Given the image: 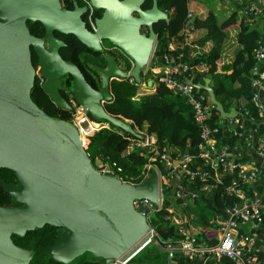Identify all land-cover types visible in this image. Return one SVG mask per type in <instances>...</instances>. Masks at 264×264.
Segmentation results:
<instances>
[{"label": "water", "instance_id": "95a60500", "mask_svg": "<svg viewBox=\"0 0 264 264\" xmlns=\"http://www.w3.org/2000/svg\"><path fill=\"white\" fill-rule=\"evenodd\" d=\"M144 0H89L102 9L88 28L80 14L86 6L68 10L59 0H0V167L11 169L18 186L2 183L19 206H0V264H28L35 249L14 244L10 233L45 224L60 227L52 243L43 247L48 257L64 263L89 252L103 264L123 255L150 230L148 208H135L134 198H148L157 204V174L152 170L141 182L120 179L114 172L100 171L82 145L75 125L51 115L31 98L37 70L31 47L40 64V83L57 107L69 108L60 92L61 75L72 76L76 100L94 118H103L134 136H140L130 121L105 109L113 97L110 82L115 78L141 80L156 40L154 23L168 18L157 0L142 8ZM190 18L185 25H187ZM26 20H38L45 28L42 36L29 31ZM144 27L145 30H141ZM72 33L84 45L99 49L107 39L132 61L129 69L107 56V67L91 64L100 76L94 89L79 66L59 53L64 41L53 31ZM46 41V46H44ZM39 69V68H38ZM209 76L185 77L198 90L204 89L223 117H234L235 106L224 110L216 99ZM151 84V80L147 81ZM182 187L179 175L170 180ZM170 257L167 264H170Z\"/></svg>", "mask_w": 264, "mask_h": 264}, {"label": "built area", "instance_id": "2783aa9c", "mask_svg": "<svg viewBox=\"0 0 264 264\" xmlns=\"http://www.w3.org/2000/svg\"><path fill=\"white\" fill-rule=\"evenodd\" d=\"M223 1L233 2L240 6V12L248 27L258 29L264 36V0ZM89 9L88 19L94 27L90 5ZM233 11L238 12V9ZM191 15L192 13L189 12L190 18ZM190 22L183 28L185 41L182 42V45L168 48L176 50L175 63H168L170 57L167 54L162 56V61L154 55L155 40L148 61L142 67L141 72L147 76H155L156 81L163 83L172 92L184 96L191 105L193 118L201 129V140L198 143L200 160L196 165H192L195 157L193 154L176 152L173 156L169 152V147L159 146L155 133L144 132L134 126V130L140 134V136H134L122 128L112 125L108 120L92 117L88 110L76 100L73 92L68 94L67 99L70 107L66 109V119L77 128L79 138L85 148L89 137L95 131L101 128H110L115 132L128 134L125 135L128 140L126 152L133 148H139L142 153H148L147 160L143 165L141 181L148 177L152 170H155L158 187L157 204H153L146 197L134 198L132 203L135 208L141 205L147 206L150 214L151 211L163 206L165 193L171 186H175L170 192L171 196L173 199L181 201L177 204L169 203L166 209L171 212V222L182 232L185 223L193 217L192 214H184L183 207L192 202L200 193L193 185L195 179L201 180L200 190L202 191L219 188L223 193L235 197L233 202L227 204L213 216L212 225L209 227L215 233V242L198 240V233L184 234L177 244L163 242L162 247L171 250L170 254L179 252L188 257L212 255L217 259L227 256L236 264H264V38L260 37L256 40L253 49L255 63L251 69L250 101L255 106L260 118L251 115L243 103L235 106L236 115L234 117H223L217 109L213 111L214 105L208 94L196 90L193 84L175 75L178 71L195 75L203 74L208 70L207 62H194V57L202 55L204 49L191 42L193 25ZM170 59L173 60V58ZM220 63H222L221 59ZM37 78L40 83L43 81L39 69H37ZM149 79L145 78L137 82L140 83L137 94L147 91L146 80ZM130 80L134 79L130 77ZM150 80L153 89L155 82ZM143 85L144 89L141 90ZM213 113L220 115L221 119L219 120L221 127L224 128V133L236 137L232 144L217 142L216 135L219 132V127L209 123ZM114 168L121 170L115 162L112 164L100 163L98 167L100 171L110 170L112 172H114ZM176 174L179 175L181 185L182 179L187 178V185H182V187L172 185L170 180ZM117 176L122 180H127ZM223 177H227L228 181L224 182ZM260 183L259 191L256 186ZM155 234L156 232L151 226L143 236V240L141 239L142 243L136 249L131 247V250L129 249L108 264H127L136 252L149 242L161 246V242L155 237Z\"/></svg>", "mask_w": 264, "mask_h": 264}, {"label": "trees", "instance_id": "16d2710c", "mask_svg": "<svg viewBox=\"0 0 264 264\" xmlns=\"http://www.w3.org/2000/svg\"><path fill=\"white\" fill-rule=\"evenodd\" d=\"M189 1L157 0L159 7L167 11L168 18L159 20L153 25L156 32L154 55L162 61V56L167 54L170 58H173V60L169 58L168 63H175L174 56L176 50L168 49V39L170 36L176 35L183 42L185 41L183 28L190 18L188 13L191 12L192 21L190 23L193 25L191 42L204 49L202 55L194 57V62H207L208 70L203 74L195 75L178 71L175 75L182 80H185V77H194L197 80L200 75L209 76L211 78L210 85L215 97L221 102L224 110H229L230 107L243 103L251 115L255 116V118H260L255 106L250 101L251 69L255 63L253 49L256 40L260 37L264 38V36L261 35L258 29H251L245 21L240 20L236 36L238 47L234 51V57L230 62L222 64L220 63L221 49L227 36L225 28L228 25L236 23L235 12L233 11L230 15L220 20L217 12L213 9L204 8V10L198 11L191 8L192 2ZM149 4L150 0L145 2L144 5L148 6ZM74 38L78 44L85 46L76 37ZM124 65V68L129 69L131 63L125 60ZM88 68L91 70L90 67ZM65 74L67 76H65L62 83L68 91L61 92V94L67 99L68 94L72 92L73 81L70 74ZM140 75L142 80L150 78L153 80V83L155 82L152 91H144L137 94L140 83L130 80V77L115 78L110 82V91L113 97L111 100L105 102V109L111 114L130 120L133 126L139 127L144 132L155 133L158 145L169 147L171 155L174 156L176 152H189L193 154L195 157L192 165H196L200 160L198 156V143L201 140V129L193 118L191 105L184 96L172 92L163 83L156 81L155 76H147L143 72ZM195 89L198 90L196 87ZM199 91H204L207 94L204 89L200 88ZM30 94L31 98L47 113L67 118V110L55 105L48 93L42 88L37 77ZM213 108V111L216 110L214 106ZM219 119H221L220 115L216 113H213L209 119L211 125L219 127V132L216 135L217 142L219 144H232L236 140V137L224 133V128L221 127ZM125 135L128 134H121L110 128H101L89 137V142L85 149L89 156H91V161L96 168L99 167L100 163L107 162L112 164V162H115L116 166H119L121 169L116 170L114 168V172L117 175L138 183L142 179L143 165L147 160L148 153H142L139 148H133L126 152L128 140ZM222 180L226 182L228 178L223 177ZM187 183V178H183L182 185L185 186ZM201 184V180L199 179L193 181L194 187L200 191L199 196L194 199L196 206L191 208L190 205H185L183 213L186 215L194 213V218L188 221L201 227V231L197 234L198 240L204 239L209 242H215L216 236L214 231L209 227L210 218L208 216L212 212L222 210L227 204L233 202L235 197L223 193L222 189L219 188L206 192L202 191L200 190ZM172 188H175V186H171L165 193L163 206L160 209L151 211L148 217L151 226L156 232L155 237L159 239L161 246L149 242L130 259L128 264H166L169 252L162 247L163 242L175 244L178 239L184 237V233L180 232L174 223L171 222V212L166 209L169 203L177 204L181 201L173 199L170 193ZM256 188L260 191L261 183ZM204 195L212 200L211 207L203 201ZM59 229L60 227L45 224L41 228H35L26 232V238L30 236L31 240H37L33 244L38 252L41 253L39 258L32 259L29 264H71L70 262L64 263L48 257L42 251V247L50 244L53 238L57 236ZM35 230H40V234L33 235ZM173 259H176L174 255L171 256L170 261ZM79 264L103 263L99 257H89L83 259ZM218 264L236 263L227 256H222Z\"/></svg>", "mask_w": 264, "mask_h": 264}, {"label": "flooded vegetation", "instance_id": "af4514ba", "mask_svg": "<svg viewBox=\"0 0 264 264\" xmlns=\"http://www.w3.org/2000/svg\"><path fill=\"white\" fill-rule=\"evenodd\" d=\"M59 1H60L61 7L68 9V10L74 9L75 5H77L79 7L86 6V10H83L81 12L80 16L84 20L85 25L88 28H93V26L91 25V23L88 19L89 18L88 14L90 11L89 0H59ZM145 2H148V0L143 1V3L141 4L142 8H147L151 5V0H150V4L148 6L144 5ZM91 7H92V9H91L92 19L101 15L102 9L94 8L93 6L90 5V8ZM26 24L29 28V31L36 36H42L45 32V28L43 27V25L38 20H26ZM141 30H145V28L142 27ZM53 35L64 41V44L59 46V48H58L60 55L64 59H69V60L73 61L74 63H76L79 66V68L81 69V71L83 69L84 72L83 71L82 72H83L86 80L94 89L100 88L101 79H100L99 74L94 69L91 68V66H90L91 64H96L102 68H106L107 67V56L112 55L115 63L117 65H121L120 61L118 60V56L120 53H122V51L119 48L115 47L113 44H110V45L106 44V39L101 40V48L94 49V48L88 47L86 45L83 46L81 44H78V42L74 38L75 36L72 33H63V32L54 30ZM43 44H44V46H46L47 45L46 41H44ZM30 49H31V60H32L33 66L35 67V71L38 68L40 70L41 67H40V64H38V62H37V54L32 49V47ZM88 67H90L91 70ZM65 76H67V74L61 75L60 92L68 91V89H66V87L62 83L63 80L65 79ZM59 108H62V107H59ZM62 109H65V108H62ZM2 183L14 184L15 186L19 185L18 179L15 176L14 172L7 167H0V206H19V205H21L22 202L11 199L9 192L4 189ZM35 228H41V227H35ZM35 228H33V229H35ZM33 229H28V230H33ZM28 230H26L22 235H18L14 232H11L10 237H11L12 242L18 246L28 247V248L33 247L35 249V252H34L32 258L30 259V261H31L34 258H39L41 253L38 252L37 248L33 244V243H36L37 240H31L30 236L28 238H26L25 234ZM58 231H57V235H58ZM37 234H40V230L39 231L35 230L33 235H37ZM55 237H57V236H55ZM54 238H53V240H54ZM43 247H42V249H43Z\"/></svg>", "mask_w": 264, "mask_h": 264}, {"label": "crops", "instance_id": "0c3cea01", "mask_svg": "<svg viewBox=\"0 0 264 264\" xmlns=\"http://www.w3.org/2000/svg\"><path fill=\"white\" fill-rule=\"evenodd\" d=\"M218 5L219 6H222L221 4H218ZM190 6H191L192 9H196L198 11L204 10V8L202 6H199V5L194 4V3H192V5H190ZM240 8H241L240 6H237L236 5L235 7L232 8V10L230 12L226 11L225 9H224V11L219 10V12H217L218 18L220 20H222L226 16L230 15V13L233 10L238 9V12L235 11L236 16L238 17L237 20H236V23L235 24L228 25L225 28L228 39L226 41H224V44L222 45V49H221V61H222L223 64L231 61V58L233 56V52L238 47V43L236 41V36H237V33H238V24H239L240 20L243 17L242 13L240 12ZM220 13H221V15H220ZM182 42L183 41L181 40V38H178L176 35H172L168 39V48H173L175 46L182 45ZM227 44H228V47H227ZM210 84H211V82H210ZM205 197L206 196L204 195L203 198H202L203 201H205L208 204V206L211 207L212 200L209 199V198H207V197L205 198ZM188 205H190L191 208H193V207L196 206L194 204V200L192 202H190ZM215 213L216 212H212L208 216V218H210L209 219V224H210L209 226L212 225L211 223H212V219L214 218L213 216H214ZM190 214H192V216H193L192 218H194V216H195L194 213H189V215ZM200 231H201V227L199 225H196V224L188 221V222L185 223V226H183V232L182 231H180V232H182L184 234H189V233H195L196 234V233H199ZM180 239H178L175 244H177V242ZM164 250H166L168 252L171 251V250H167L165 248H164ZM169 255H171V256L174 255V257L176 258V259L171 260L170 261V264H218V262L220 260V258L217 259V258H215L212 255H208V256H197V257H188V256H186L184 254L179 253V252H174L173 254H170L169 253ZM166 264H167V262H166Z\"/></svg>", "mask_w": 264, "mask_h": 264}, {"label": "rangeland", "instance_id": "374dc122", "mask_svg": "<svg viewBox=\"0 0 264 264\" xmlns=\"http://www.w3.org/2000/svg\"><path fill=\"white\" fill-rule=\"evenodd\" d=\"M193 1L194 0H191L192 3H193ZM195 1H196L195 3H197L199 6H202L205 9H208V8H211L212 9L213 8L214 11H216V12H219V10L224 11V9L226 11L230 12L232 10V8L236 6V4L233 3V2L223 1V0H195ZM218 4H221L222 6H219ZM220 15H221V13H220ZM227 39L228 38L226 36V38H225L224 41H226ZM106 44H109L110 45L109 41L106 40ZM223 44H224V42H223ZM227 47H228V44H227ZM233 57H234V52H233V56H232L231 60L233 59ZM118 60L120 61V64H121L119 66L125 67L124 61L125 60L130 61V58L124 52H122V53L119 54ZM151 88L152 87L148 86V89H146L147 90L146 92H148V90H151ZM143 89H144V85L141 86V90H143ZM72 90H73V87H72ZM142 240L140 241V243L137 246L134 245L132 247V249H134V248L136 249L142 243ZM89 257H92L91 254L89 252H84V253L76 256L75 258H73L70 261V263L71 264H79L81 261H83V259H87Z\"/></svg>", "mask_w": 264, "mask_h": 264}, {"label": "clouds", "instance_id": "9594fccd", "mask_svg": "<svg viewBox=\"0 0 264 264\" xmlns=\"http://www.w3.org/2000/svg\"><path fill=\"white\" fill-rule=\"evenodd\" d=\"M166 12H167V11H166ZM232 12H233V11H232ZM232 12H231V13H232ZM234 12H235V11H234ZM231 13H230V14H231ZM235 16H236V14H235ZM236 18H238V17L236 16ZM189 19H190V18H189ZM241 20H243V21L246 22V20H245L244 17H242ZM130 60H131V59H130ZM130 63L132 64V61H130ZM123 68H124V67H123ZM149 80H150V79H149ZM139 82H140V81H139ZM151 83H152V81H151ZM147 85L150 86V87L152 86L151 84H150V85H149V84H146V86H147ZM148 86L146 87L147 89H148ZM152 90H153V89L151 88V91H152ZM148 91H150V90H148ZM110 92H111V91H110ZM207 94H208V93H207ZM67 101H68V99H67ZM108 101H109V100H108ZM105 102H107V101H105ZM68 103H69V102H68ZM69 105H70V104H69ZM65 109H67V108H65ZM102 119H103V118H102ZM124 119H125V118H124ZM105 120H106V119H105ZM125 120L130 121V120H128V119H125ZM130 122H131V121H130ZM131 124H132V123H131ZM112 125H113V124H112ZM132 127H134V126L132 125ZM133 129H134V128H133ZM134 245H135V244H134ZM134 245H133V246H134ZM146 245H147V244H146ZM133 246H132V247H133ZM143 247H144V246H143ZM143 247H142V248H143ZM142 248H141V249H142ZM141 249H140V250H141ZM128 250H129V249H128ZM128 250H127V251H128ZM140 250H139V251H140ZM139 251H138V252H139ZM138 252H136V254H137ZM136 254H135V255H136ZM115 259H116V258H115ZM129 261H130V260H129ZM129 261H128V262H129ZM110 262H111V261H110ZM108 263H109V262H108ZM127 264H128V263H127Z\"/></svg>", "mask_w": 264, "mask_h": 264}]
</instances>
